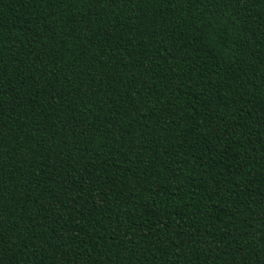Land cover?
Returning a JSON list of instances; mask_svg holds the SVG:
<instances>
[{"label": "trees", "instance_id": "obj_1", "mask_svg": "<svg viewBox=\"0 0 264 264\" xmlns=\"http://www.w3.org/2000/svg\"><path fill=\"white\" fill-rule=\"evenodd\" d=\"M0 264H264V0H0Z\"/></svg>", "mask_w": 264, "mask_h": 264}]
</instances>
